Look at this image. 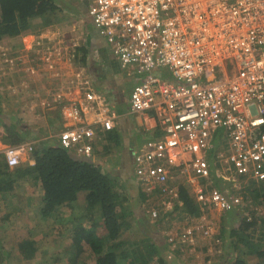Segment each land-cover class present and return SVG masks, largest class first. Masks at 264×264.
Segmentation results:
<instances>
[{"label":"built area","instance_id":"2783aa9c","mask_svg":"<svg viewBox=\"0 0 264 264\" xmlns=\"http://www.w3.org/2000/svg\"><path fill=\"white\" fill-rule=\"evenodd\" d=\"M87 14L118 67L139 77L130 112H152L161 125L162 136L133 156L144 191L159 194L171 213L178 198L171 182L181 179L201 210L238 208L239 195L209 178L233 191L264 182V0H87ZM88 84L79 92L94 104L95 120L57 135L62 149L86 161L93 160L96 135L111 131L115 118L97 93L84 89ZM69 116L78 117L75 110ZM32 151V143L9 146L2 158L13 169ZM198 229L184 227L176 237L193 244Z\"/></svg>","mask_w":264,"mask_h":264},{"label":"crops","instance_id":"0c3cea01","mask_svg":"<svg viewBox=\"0 0 264 264\" xmlns=\"http://www.w3.org/2000/svg\"><path fill=\"white\" fill-rule=\"evenodd\" d=\"M54 5L56 8L48 13L56 12L55 16L60 17L48 29L43 31L40 27L36 33L5 35L0 40V55L7 57L4 58L5 63L1 57L0 63L5 66L10 64L7 68L11 70L12 75L20 79V84L10 88L12 100L3 101L0 97L2 111L0 113V155L2 156L4 149L11 146L10 139L4 130L5 126L16 127V131L21 128L20 134L24 133L22 127H26V140L21 143H34L36 149L38 144L43 146V143L48 147L55 144L58 146L57 135L66 128L73 125L92 124L95 120L96 108L94 104L85 100L86 91L79 92L80 85L86 81L89 84L84 89L97 93L103 103L115 114L113 129L96 135L91 162L99 165L101 172L108 174L116 181L117 190L122 195L121 198H124V207L127 208L128 201L131 204L129 207L137 211L134 213L135 219L140 217V222L144 224L143 216L147 212L146 218L149 222H158L159 226L162 225L165 229L170 228L164 218L167 213L160 207V199L157 200L156 206L147 202L151 193H143L134 174L133 156L145 143L162 136L160 122L154 113L133 114L130 112L129 96L139 78L138 75L128 74L118 67V61L87 15L86 0H55ZM48 13L38 18H43ZM2 71L5 76L8 75L4 70ZM155 73L168 77L165 71L161 73L155 71ZM2 89L0 86V91ZM68 91L71 95L68 99H63V95ZM74 110L77 112V119L69 116V113L73 114ZM94 128L99 129V126L94 125ZM69 154L78 162L86 161L74 153ZM31 156L32 154L22 157L20 165L9 170L12 172L20 168L22 164L33 166L34 161ZM4 170V165H0V183L4 177ZM16 177L17 174L12 176L13 179ZM24 179L17 180V183L13 184L10 204L6 203L8 195L2 192L0 187V207L3 205L10 208L15 203L14 198L19 195L14 193L26 192L29 203L27 211L32 219L43 217L45 221L51 222L50 220L59 214L57 221H62L64 224L67 223L66 221L75 222L76 217L81 220L80 214L83 210L85 211V208H89L88 206L83 209L80 207L73 211L62 208L55 215L52 214L53 217H44L40 214L43 203L39 194L42 193L39 183L30 176L27 180ZM175 183L176 181L173 180L171 186H175ZM84 195L85 193L78 194L79 206L83 203ZM31 199L34 200L33 203H30ZM95 205L98 206V204ZM144 205H150V209H144ZM96 206L94 211L97 209ZM152 211L157 212L156 219L151 217ZM70 215L74 217L73 220L69 219ZM6 216L3 217L4 220L11 215ZM155 225L150 223L148 227L144 224L150 236L145 239H152L149 243H153L155 247H164L165 252L162 254L179 253L181 248L178 246L183 243L176 239L174 246H171L166 235H162L160 233L162 230H157ZM62 231L64 229L59 232V237H63ZM177 235L175 233V236ZM67 237H70L69 231ZM188 248L191 251L195 249L194 246ZM171 263L172 261L168 264Z\"/></svg>","mask_w":264,"mask_h":264},{"label":"trees","instance_id":"16d2710c","mask_svg":"<svg viewBox=\"0 0 264 264\" xmlns=\"http://www.w3.org/2000/svg\"><path fill=\"white\" fill-rule=\"evenodd\" d=\"M54 3L55 0H0V40L5 35L17 36L27 32L30 28V21L53 11L56 8ZM15 128L4 127L11 146L26 140V127H22L24 129L23 134H20L21 128L17 129L18 132ZM2 156L0 155V165H4L3 175L5 178L2 177L0 187L1 191L8 195L6 198L7 204H10V200H12L13 184L17 183V180H23L24 178L27 180L29 176L40 185L42 193L39 194H41V202L43 203L40 214L44 217H53L62 208L67 211H73L80 207L83 209L87 206L94 209L95 204H98L96 208L101 210V218L99 219L103 222L104 237H98V234L94 231L95 225L90 228L81 227L77 229L72 226L68 230L70 237L76 238V244L80 248L75 256V262L83 253L91 256L95 264H168L169 259L165 254H162L165 252L164 247L158 248L153 243L150 244L149 241L138 242L135 239L130 241V239L123 237V235L130 236L128 230L132 228L136 222L135 220L140 221V217L135 219L134 213L137 211H134L128 205L127 208L124 207V198H121L122 195L117 190L116 181L108 174L101 172L99 165L93 164L91 161L78 162L56 144L49 145V147L45 143H43V146L38 144L31 156L34 165L22 164L20 168L12 172L6 166ZM15 174H17V177L13 179L12 176ZM209 179L211 182H213V179L214 183L219 186L214 177L210 176ZM249 182H252V185L255 184L252 180ZM257 185L258 188H248V194L251 195L254 205L261 204L264 208V182ZM178 192L179 200L182 202L180 209L182 208L184 209L182 211H188L195 216L198 215L199 212L193 206L187 190L180 187ZM79 193H85L81 206L77 202ZM150 197L156 199L154 196ZM85 210L87 209L85 208ZM73 218V216H69V219L73 220ZM64 219L67 218L64 217ZM76 220L80 221L79 217H76L75 222H77ZM259 221L263 233L261 236L263 237L264 216L260 217ZM138 223L144 226L145 221L144 224ZM144 229L146 231L144 237H150L146 228ZM243 229L244 227H241L229 232V238L232 239L229 247H232L235 252L243 247L246 252L243 254L236 253L235 257L229 258L221 264H246L244 260L246 256H254L258 264H264V244L260 239L251 242L247 238H241ZM126 232L128 234H124ZM142 233L137 231L135 234L143 236ZM223 236L224 233L222 232L219 238H223ZM234 238L236 239L234 240ZM138 243L144 247L141 251L140 247H137ZM83 246L85 249L82 248ZM16 248H18V253L23 261L34 259L37 251L36 242L30 239L20 241Z\"/></svg>","mask_w":264,"mask_h":264},{"label":"rangeland","instance_id":"374dc122","mask_svg":"<svg viewBox=\"0 0 264 264\" xmlns=\"http://www.w3.org/2000/svg\"><path fill=\"white\" fill-rule=\"evenodd\" d=\"M55 15L56 12L48 13L43 18L36 17L32 19L30 22V28L27 32L36 33L40 27L43 31L46 28L48 29V27L52 26L60 17ZM1 53L3 52L1 51ZM1 57L2 56L0 55V59ZM2 59L4 62V57H2ZM9 66L10 64L5 66L0 63V86L3 88L2 91H0V97L3 101H5V99L12 100L13 96L11 95L10 88L16 84H20L19 77L12 75L11 70L7 68ZM2 70L8 75L5 76V73ZM10 76L11 78H9ZM218 170L221 174H227L220 168H218ZM216 180L219 186L225 185L221 179L216 177ZM212 181L214 182L213 179ZM175 184L180 185V187H183L182 185L184 184L185 189L189 194V198H191V187L187 185L185 180H178ZM257 184L259 183H255L254 185L245 184L241 191H233L228 188V186H223L224 190L226 189L230 193L238 194L240 197L241 204L232 213L219 211L217 209H208L204 210V213H201L199 217L195 218L190 212L182 211L184 210L182 208L180 209L178 207V209H174L173 222L176 226L182 228L189 226H202L203 228L211 227L213 229V234L217 235V239L213 241H211L212 238L201 239L202 241H206L194 246L195 249L193 251L185 246V248L182 247L179 249V253L171 255L168 253L166 254L167 259H170L168 263L172 261L171 264H221L223 261L235 257L236 253L243 254L246 252L245 248L240 247L238 252H235L232 247H229L232 239L229 238L228 235L231 230L239 229L241 227H244L241 233V238H247L251 242L260 239L264 244V235L263 237L261 236L263 233L261 232L259 221V218L264 216V208L261 204L254 205L252 203L251 195L248 194V188H258ZM14 194L19 195L14 198L15 203H13V206L6 208L2 205V207H0V264H95L91 256L83 253L75 262V256L78 254L80 248L79 245L76 244V238L67 237V232L72 226L77 229L81 227L90 228L92 225H95L94 231H96L98 237H104L105 231L103 222L99 219L101 218V210L96 209L94 211V209L88 208L81 214L79 213L81 220L77 222L69 221L66 224L62 221L58 222L57 219L59 214H57V216L55 215V217L50 220L51 222H48L45 221L43 217L32 219V216L27 211L29 209V203L26 192L21 191L15 192ZM158 199L161 200V197H157L156 199L153 197L149 198L147 202L156 206ZM33 202L34 200L31 199L30 203ZM127 203L129 207L131 204L128 201ZM149 206L144 205V209L147 208V210H149ZM160 207H162V205ZM8 214L11 216L4 220L3 217H7L6 215ZM146 215H148L147 212H145L143 219L145 224L148 223V227H150L149 224L152 223L154 225L156 224L155 226H157V230H162V232H160L162 235H166V233L169 232L167 229L163 228L162 225L159 226L158 222H149ZM135 221L136 222L133 224L132 228L128 230L130 231L129 234L131 237L125 235H123V237L130 239V241H134V239L138 242L149 241L145 239L147 236L144 237V234L146 233L144 229L145 226L139 225L138 222L140 221ZM4 223L5 225H3ZM155 228L156 227H154V229ZM59 229H64L65 232L62 231L63 237H59V232L61 231ZM137 231L143 232V236L135 234ZM222 232L224 233V236L223 238H219ZM124 234H128V232ZM47 235H50L51 237H48ZM52 235H54V237H52ZM26 239L34 240L36 242L37 251L34 259L31 261H23L18 253V248H16L20 241ZM235 239L236 238H234V240ZM171 246L174 245L172 244ZM137 247H140V251L144 248L141 244L139 245V243L137 244ZM82 248H84V246ZM244 260L246 264H258L257 259L254 256H246Z\"/></svg>","mask_w":264,"mask_h":264},{"label":"clouds","instance_id":"9594fccd","mask_svg":"<svg viewBox=\"0 0 264 264\" xmlns=\"http://www.w3.org/2000/svg\"><path fill=\"white\" fill-rule=\"evenodd\" d=\"M86 4H87V0H86ZM88 15V14H87ZM91 20V19H90ZM93 24V23H92ZM94 26V25H93ZM95 28V27H94ZM97 31V30H96ZM52 53H54V51H51ZM50 56H52V54L50 55ZM57 143H58V140H57ZM20 144H22V143H20ZM17 145H19V144H17ZM32 145H33V151L35 150V144L34 143H32ZM16 146V145H15ZM58 146H59V144H58ZM60 147V146H59ZM61 148V147H60ZM62 149V148H61ZM64 150V149H63ZM33 151H32V153H33ZM66 151V150H65ZM66 152H68V153H73V152H69V151H66ZM31 153V154H32ZM75 154V153H74ZM4 159V158H3ZM85 160V159H84ZM34 161V160H33ZM90 161H92V160H90ZM90 161H87V162H90ZM211 177H214L215 179H216V177L217 176H211ZM218 179H219V177H217ZM178 180H181V179H178ZM178 180H176V181H178ZM138 182H139V180H137ZM209 182H210V184L212 185V186H217L214 182H211L210 180H209ZM213 183V184H212ZM139 185H141L140 183H139ZM188 185V184H187ZM183 187L182 188H184L185 189V185L183 184L182 185ZM189 186V185H188ZM174 187H176V189L175 190H177V193H178V198H177V200L175 201V203H174V205H175V208L174 209H176V208H180L181 206H182V202L179 200V189H180V185H175ZM191 187V186H190ZM217 187H220L219 189H221V190H224L223 189V186H217ZM141 189H142V191H143V193H146L145 191H144V189L141 187ZM191 193H192V195H191V200H192V202H193V206L198 210V212H199V214L198 215H193V217H195V218H197V217H199L200 215H201V213H204V210H201L200 209V207L195 203V201H194V198H193V192H192V189H191ZM149 196H154V197H161V196H159V194H151V195H149ZM160 201V200H159ZM211 209H217V210H219L218 208H211ZM237 209V208H236ZM235 209V210H236ZM234 210V211H235ZM219 211H222V210H219ZM187 212V211H186ZM223 212H229V211H223ZM233 211H230L229 213H232ZM150 215H151V213H150ZM173 216H174V211L173 212H171V213H167V216L166 217H164L165 218V220L167 221V223L169 224V227L170 228H167V230L169 231V232H167L166 233V237H167V240H169V237L170 236H173L174 237V241L173 242H170V243H172V244H175V240L177 239L179 242H180V240H179V238H177L176 236H175V233H179V232H181V228L182 227H179V226H176L175 225V223L173 222ZM152 217V216H151ZM153 218V217H152ZM153 219H156V218H153ZM191 227H193V226H191ZM203 231H206L207 232V234L203 237V234H202V232ZM216 236L217 235H214L213 234V229L211 228V227H207V228H203L202 226H199V229L198 230H196V232H195V234H194V238H193V244H187V243H183L181 246L183 247V248H185V246L186 247H192L193 248V246H196V245H198V243H201V242H205L206 240H204V241H202L201 239H208V238H212L211 239V241H213V240H215V239H217L216 238ZM181 243V242H180ZM181 246H178V247H180V248H182Z\"/></svg>","mask_w":264,"mask_h":264}]
</instances>
